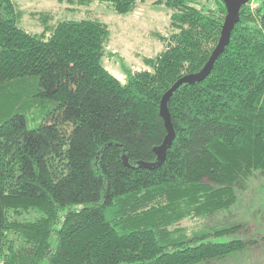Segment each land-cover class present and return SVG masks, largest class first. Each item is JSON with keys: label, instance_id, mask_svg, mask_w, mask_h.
<instances>
[{"label": "trees", "instance_id": "trees-1", "mask_svg": "<svg viewBox=\"0 0 264 264\" xmlns=\"http://www.w3.org/2000/svg\"><path fill=\"white\" fill-rule=\"evenodd\" d=\"M94 1L128 13L141 0H59ZM157 2L167 46L123 82L102 61L105 21L45 11L32 32L0 0L1 264H214L258 241L242 222L177 223L230 209L264 172V0L242 5L210 73L170 96L175 135L148 167L168 134L163 94L205 65L227 14L224 0Z\"/></svg>", "mask_w": 264, "mask_h": 264}, {"label": "rangeland", "instance_id": "rangeland-1", "mask_svg": "<svg viewBox=\"0 0 264 264\" xmlns=\"http://www.w3.org/2000/svg\"><path fill=\"white\" fill-rule=\"evenodd\" d=\"M23 8L21 25L29 31L40 32L43 23L39 16L51 11L50 23L58 18L97 17L105 21L111 36L106 42L102 61L104 65L126 82L129 72L149 67L145 57H154L167 46V37L172 32L170 9L157 0H141L138 6L128 13H119L106 3L94 1L90 4L75 5L78 11L66 10L69 3L59 0H15ZM239 222L246 225L239 235L258 239L250 243L242 252L231 254L214 264H264V172H256L248 183L238 188V200L234 205L212 218H203L196 223L195 218L187 217L177 223L196 228L197 224ZM191 231V230H190ZM233 236L215 239L227 240ZM1 264V260H0Z\"/></svg>", "mask_w": 264, "mask_h": 264}, {"label": "water", "instance_id": "water-1", "mask_svg": "<svg viewBox=\"0 0 264 264\" xmlns=\"http://www.w3.org/2000/svg\"><path fill=\"white\" fill-rule=\"evenodd\" d=\"M250 0H224L227 14L223 23L220 39L211 53L208 61L205 65L198 71L185 74L178 78L173 85L163 94L161 99V114L165 120L166 127L168 128V134L163 141V143L156 147L158 154L157 161L150 163L145 161H140V164L152 167L157 162H161L165 158L166 150L171 144L173 137L175 135L174 128L171 120L170 111L168 108V100L173 92L183 83H194L196 81L203 80L212 70L213 65L219 55L224 51L227 44L230 42L232 30L234 29L236 23L240 19V10L242 5L249 2Z\"/></svg>", "mask_w": 264, "mask_h": 264}]
</instances>
